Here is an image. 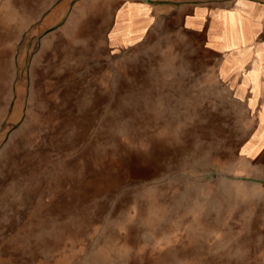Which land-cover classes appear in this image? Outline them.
Returning a JSON list of instances; mask_svg holds the SVG:
<instances>
[{
    "label": "rangeland",
    "instance_id": "rangeland-1",
    "mask_svg": "<svg viewBox=\"0 0 264 264\" xmlns=\"http://www.w3.org/2000/svg\"><path fill=\"white\" fill-rule=\"evenodd\" d=\"M98 19L0 8V264H264V105L172 23Z\"/></svg>",
    "mask_w": 264,
    "mask_h": 264
},
{
    "label": "crops",
    "instance_id": "crops-1",
    "mask_svg": "<svg viewBox=\"0 0 264 264\" xmlns=\"http://www.w3.org/2000/svg\"><path fill=\"white\" fill-rule=\"evenodd\" d=\"M6 5L26 25L50 33L67 32L65 27L77 18L78 23L93 18L94 24L101 18L107 40H121L120 34L133 31L134 24L172 23L220 56V71L229 82L264 105V0H0V8Z\"/></svg>",
    "mask_w": 264,
    "mask_h": 264
},
{
    "label": "built area",
    "instance_id": "built-area-1",
    "mask_svg": "<svg viewBox=\"0 0 264 264\" xmlns=\"http://www.w3.org/2000/svg\"><path fill=\"white\" fill-rule=\"evenodd\" d=\"M153 1H169V0H153ZM190 2H193V3H201V2H205L207 0H188Z\"/></svg>",
    "mask_w": 264,
    "mask_h": 264
}]
</instances>
